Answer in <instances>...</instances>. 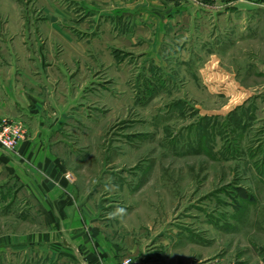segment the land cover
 I'll list each match as a JSON object with an SVG mask.
<instances>
[{"label":"rangeland","instance_id":"obj_1","mask_svg":"<svg viewBox=\"0 0 264 264\" xmlns=\"http://www.w3.org/2000/svg\"><path fill=\"white\" fill-rule=\"evenodd\" d=\"M237 9L223 46L209 15L187 21L185 5L159 36L134 22L121 33L115 18L114 37L89 39L103 51L87 57L82 82L93 83L66 176L97 201L108 238L149 230L162 244L175 238L178 264H264V11ZM84 10L75 0H0V17ZM18 184L0 165V264H89L51 240ZM129 257L135 264L130 255L117 264Z\"/></svg>","mask_w":264,"mask_h":264},{"label":"crops","instance_id":"obj_2","mask_svg":"<svg viewBox=\"0 0 264 264\" xmlns=\"http://www.w3.org/2000/svg\"><path fill=\"white\" fill-rule=\"evenodd\" d=\"M75 2L85 9L81 17H0V124L15 122L23 127L13 151L0 147V165L51 225V240L66 250L79 251L89 264H117L128 255L136 259L135 264H178L175 238L169 245L162 244L151 229L140 235L119 229V237L108 238L97 201L66 176L76 147L70 137L81 133L83 88L93 83L90 76L82 82L89 68L87 57L98 50L96 41L88 42L99 34L114 37L115 18L121 22L116 27L121 33L130 35V22H134L153 27V35L159 36L180 20L176 13L185 5L187 21L200 22L206 17L202 14L209 15L216 24L212 35L220 46L224 32L236 31L241 21L226 15L235 16L238 5L264 11V0ZM247 19L258 27L262 17Z\"/></svg>","mask_w":264,"mask_h":264},{"label":"built area","instance_id":"obj_3","mask_svg":"<svg viewBox=\"0 0 264 264\" xmlns=\"http://www.w3.org/2000/svg\"><path fill=\"white\" fill-rule=\"evenodd\" d=\"M23 127L20 123L5 122L0 124V147L6 151H13L17 146L20 138L23 136ZM67 178L74 181L73 174H68ZM121 264H133L129 257L123 260Z\"/></svg>","mask_w":264,"mask_h":264}]
</instances>
